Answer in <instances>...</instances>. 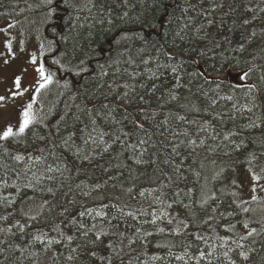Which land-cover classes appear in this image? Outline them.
Returning a JSON list of instances; mask_svg holds the SVG:
<instances>
[{
    "label": "trees",
    "instance_id": "1",
    "mask_svg": "<svg viewBox=\"0 0 264 264\" xmlns=\"http://www.w3.org/2000/svg\"><path fill=\"white\" fill-rule=\"evenodd\" d=\"M57 6L44 61L72 86L0 141V264H264V197H238L240 168L264 178V0ZM47 10L0 0V21Z\"/></svg>",
    "mask_w": 264,
    "mask_h": 264
},
{
    "label": "rangeland",
    "instance_id": "2",
    "mask_svg": "<svg viewBox=\"0 0 264 264\" xmlns=\"http://www.w3.org/2000/svg\"><path fill=\"white\" fill-rule=\"evenodd\" d=\"M57 20V18L54 20L51 18L47 20L46 18L44 20V16L36 17L25 14L16 19L0 21V29H7L6 32L0 31V96L6 97L5 101L0 102V104H3V107H0V130H3L9 123L16 128L18 126V113L29 102L33 105V114L36 117L35 121L43 123H46L50 118L58 114L55 112L56 110H62L65 107L64 95L70 91L69 87L72 86V82L69 80L71 77L62 79L59 76L57 77L56 70L50 69L55 72L54 82L45 89H42L40 93H35L33 89L38 76L35 72V67L30 63V56L33 52L37 54L38 59L44 60L43 56H40V44L43 43L45 49H47L49 42L53 41L52 36H54V33L52 29L55 28L57 32ZM10 24L13 26L8 27ZM8 39L12 41V48L16 53L15 57H12L5 47V41ZM21 48L23 51H21ZM55 49L56 44L53 45L52 52ZM52 52L45 51L44 56ZM60 55L62 65L65 68L74 70V68L79 66L77 61H73L72 64H69V62L65 63L62 53ZM5 59L9 61L7 64L4 63ZM45 60L47 61V59ZM224 74L226 76V73ZM16 76L21 77L22 87L28 89V91L24 92L23 96L12 98L11 91L16 90L14 86ZM240 169L238 197L243 200H251V197L256 195L257 201L261 200L264 197V190H261V187L258 186L256 192L253 193L252 187L254 183L264 185V178L258 182H254L249 169ZM239 229L242 231V234L248 231L243 225H240Z\"/></svg>",
    "mask_w": 264,
    "mask_h": 264
},
{
    "label": "snow or ice",
    "instance_id": "3",
    "mask_svg": "<svg viewBox=\"0 0 264 264\" xmlns=\"http://www.w3.org/2000/svg\"><path fill=\"white\" fill-rule=\"evenodd\" d=\"M67 0H64V3H66ZM45 5L48 6V10H47V15L49 18L54 17L57 12H58V6H57V0H44ZM245 24H248L249 21L245 20L244 21ZM13 25H8V27H12ZM0 31H7V29H0ZM53 33L56 32V29L53 28L52 29ZM56 42L50 41L49 42V46L47 49H45V46L43 43L40 44V56H44L45 55V51L47 52H52L53 51V45ZM5 47L7 49V52L12 56L15 57L16 53L13 51L12 48V41L11 39H8L5 41ZM21 51H23V49L21 48ZM66 55V54H63ZM9 61L7 59H5L4 63L7 64ZM30 63L35 67V72L38 76V79H36L35 81V85H34V89L33 91L35 93H40L42 89H45L46 87H48L50 84H52L54 82V76H55V72L51 71V66H47L46 67V63L44 60H40L37 57V54L35 52H33L30 56ZM84 61L81 60L80 61V66L78 68V70L76 71V75H80L81 73H89L90 69L88 67L84 66ZM53 64L55 65H60L61 68L64 67V65L61 64V60L60 59H54L53 60ZM68 71H71V69H67ZM173 71H176V69H173ZM249 75V72L244 71L241 74V79H246ZM14 86H15V91H11V97L15 98V97H19V96H23L24 92L28 91V89H25L22 87V83H21V77L20 76H16L14 79ZM252 88L255 87V85L251 86ZM175 98V97H173ZM6 97L5 96H0V102L5 101ZM33 99H35V97H33ZM0 107H3V104H0ZM105 107H107V105H105ZM36 117L33 114V105L31 102H29L26 106L22 107V110L18 113V118H17V127L14 128L13 125L11 123H9L3 130H0V140H9L11 138L14 137H19L22 136L23 134H25L26 130L29 129L30 125H32L35 121ZM181 119H183V117H181ZM139 127H143V125H139ZM141 143H144L143 141H141ZM15 159L17 161L23 160L24 156L22 155H17L15 157ZM37 160L40 159V157L36 158ZM253 159H255V157H253ZM138 163L140 161H137ZM51 170V169H49ZM249 172L251 173V178L254 182H258L261 180V175L258 174L257 172L253 171L252 168H249ZM261 172L264 173V168H261ZM233 183H235V181H233ZM31 186V185H29ZM261 187V190H264V185H258L257 183L253 184L252 187V192L255 193L257 190V187ZM96 187H99V185H97ZM85 195H87V193H85ZM141 195H143V193H141ZM214 195V194H213ZM252 201H256L257 200V196L253 195L251 197ZM243 211L247 212L249 211L248 208H244ZM85 213L81 212L80 215L83 216ZM100 214V213H98ZM231 214V213H230ZM129 215H132V213H129ZM6 219V217H5ZM32 219H35V217H33ZM155 222V221H153ZM17 224H19V221H17ZM81 227H83L81 225ZM244 227L247 228L248 224L245 223ZM20 229L21 231H23L24 229V225H20ZM160 231H164V229H160ZM256 232V229H252L248 235L251 236ZM61 235H63V233H61ZM37 239H40V237H37ZM66 239L68 241H72L74 238L72 236H67ZM100 239V235L97 234L96 236V240ZM243 239V237L241 238ZM53 243H59V241L56 240H52L49 239L48 240V245H52ZM92 243H95V241H92ZM238 247H241V245H237ZM73 252L76 251L75 248L72 249ZM91 256L95 257L97 255L96 252H91L90 253ZM201 255H203V253H201ZM225 255H227V253H225ZM241 256H244L245 258H247L246 254L244 252L240 253ZM74 257L69 255L68 256V260H73ZM232 264H235V262L233 261Z\"/></svg>",
    "mask_w": 264,
    "mask_h": 264
},
{
    "label": "water",
    "instance_id": "4",
    "mask_svg": "<svg viewBox=\"0 0 264 264\" xmlns=\"http://www.w3.org/2000/svg\"><path fill=\"white\" fill-rule=\"evenodd\" d=\"M243 71H239V72H231L230 70H228L227 73V79L230 82H233L235 84H244L246 83L245 81H240L239 78L241 77Z\"/></svg>",
    "mask_w": 264,
    "mask_h": 264
}]
</instances>
